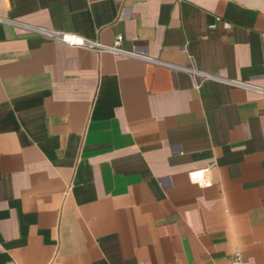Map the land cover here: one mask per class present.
<instances>
[{
  "label": "crops",
  "instance_id": "crops-1",
  "mask_svg": "<svg viewBox=\"0 0 264 264\" xmlns=\"http://www.w3.org/2000/svg\"><path fill=\"white\" fill-rule=\"evenodd\" d=\"M26 26L264 87V0H0V264H264V96Z\"/></svg>",
  "mask_w": 264,
  "mask_h": 264
},
{
  "label": "built area",
  "instance_id": "built-area-1",
  "mask_svg": "<svg viewBox=\"0 0 264 264\" xmlns=\"http://www.w3.org/2000/svg\"><path fill=\"white\" fill-rule=\"evenodd\" d=\"M218 20L219 18H216V21ZM224 26L228 27L229 25L225 24ZM213 27H215V24L210 25V28H213ZM26 28L33 33H37L48 39L60 42L69 47L90 50V51H94L97 53L109 52L114 55L137 57V58L152 61L156 64L163 65L171 69L184 71L192 77V79L194 80V87L196 88L199 87L200 83L204 80H214V81L225 83L229 86L239 87V88L252 91V92H255L257 94L264 96V87L250 83L248 81L236 80V79H225V78L215 75L214 73H209L206 71L199 70L192 64L189 66L172 65L169 63H164L162 61H158V60L146 57L144 53L139 52V51H135V50L128 51V50L122 49L120 47V43L122 41L121 35H116L111 44H103L99 41L90 40V39H87L85 37H82L74 33L58 32V31H53V30L46 29L43 27H35V26H26ZM212 165L213 164H209L201 169H194V170L189 171L188 173L189 181L196 183L200 187L209 185L210 183L206 179V177L209 174Z\"/></svg>",
  "mask_w": 264,
  "mask_h": 264
}]
</instances>
